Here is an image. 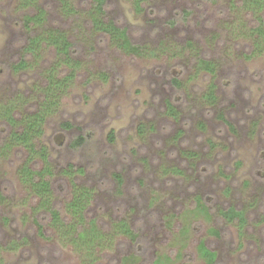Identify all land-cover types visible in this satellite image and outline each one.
<instances>
[{
    "label": "rangeland",
    "instance_id": "1",
    "mask_svg": "<svg viewBox=\"0 0 264 264\" xmlns=\"http://www.w3.org/2000/svg\"><path fill=\"white\" fill-rule=\"evenodd\" d=\"M107 1L101 16L126 28L139 52L93 25L91 0H0V106L18 118L34 113L50 73L73 74L37 141L65 221L54 222L21 181L27 149L0 152V264H207L202 242L217 264H264V35L255 29L264 10L241 0H140V9L136 0ZM39 9L42 32L74 44V67L57 65L47 43L39 57L26 54L38 29L23 19ZM24 56L29 65L16 72ZM11 129L0 118V143ZM80 135L86 143L75 149ZM30 166L45 163L36 156ZM83 189L81 228L99 234L94 243L78 237L66 207ZM232 206L244 225L222 216Z\"/></svg>",
    "mask_w": 264,
    "mask_h": 264
},
{
    "label": "trees",
    "instance_id": "2",
    "mask_svg": "<svg viewBox=\"0 0 264 264\" xmlns=\"http://www.w3.org/2000/svg\"><path fill=\"white\" fill-rule=\"evenodd\" d=\"M30 4H35V0H24ZM93 9L91 10L92 23L95 27L101 28L105 33L112 35L113 39L119 41L120 47L125 50L133 53L139 52L141 49L140 44H136L131 41L128 37L127 29L118 26L114 21L105 22L102 14L106 12L107 0H91ZM137 7L140 9L139 3L140 0H136ZM241 2L250 9H253L254 12L257 10H264V0H241ZM76 12V9H71ZM47 11L45 9H39V12L34 15H26L23 19L25 27L32 31L37 28V33L33 34L27 42L25 47V52L27 55H34L39 57L41 46L47 43L50 46L56 48L58 55V63H65L68 66L74 67L72 63V53L74 44L69 40L64 33L62 32H42L43 24L46 22ZM263 14V13H262ZM259 26L255 27L262 35H264V14L258 16ZM45 25V24H44ZM42 29V30H41ZM41 30V32H40ZM57 32V31H56ZM45 33V34H43ZM258 45V44H257ZM205 68L209 71H214V63L210 60L201 59ZM29 63L27 58L24 56L18 62L13 64V69L18 72L24 70L28 67ZM69 78H73V74L67 75L64 79L57 77L55 73H50L47 80V85L44 88L45 96L43 102L40 104L39 108L30 114L18 118L14 109L11 106H6V108L0 106V118L12 129L9 135L6 137L5 141L0 143V152L1 154H7L9 151L13 150L14 147H22L27 149L30 154V158L20 167L19 174L21 181L28 187L32 189V192L38 197H40V205L51 214L52 220L54 222L64 223V219L61 218V211L54 205V189L52 186L51 180L48 176L52 173V166L49 165V156L47 154L46 146H38L37 141L39 137L44 133V124L47 122L48 117L52 115L53 112L58 107L59 97L58 91L65 84ZM176 83L180 81L178 79L174 80ZM207 99L215 100L216 93L214 88H211L210 91L206 94ZM172 112H175V108L169 104ZM63 126L70 128L72 126L71 122L66 121L63 123ZM86 136L80 135L76 137L72 142L71 146L75 149L83 146L86 143ZM36 156H40L43 159L45 166L42 169L30 166V162L35 159ZM116 177L119 181H122L120 174H116ZM79 190V189H78ZM90 194L85 192V189L79 194L76 191L72 199L67 203L66 207L79 221L78 226V237L82 239H88V243H94L95 238L99 237V234L94 232V229L88 230V228L82 229L81 226L84 225V220L86 217V209L88 205V197ZM199 203L206 207L205 202L202 199H199ZM223 217L228 220L239 219L241 224L244 225L246 218L244 212L238 208L232 206L228 209H223L221 211ZM94 222V221H93ZM76 228V224H68ZM118 228L123 230L126 233L132 232L129 225L122 221L119 223ZM76 238V237H75ZM200 254L205 258L207 264H217V254L215 251L211 250L204 242L199 245Z\"/></svg>",
    "mask_w": 264,
    "mask_h": 264
}]
</instances>
